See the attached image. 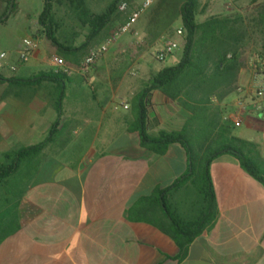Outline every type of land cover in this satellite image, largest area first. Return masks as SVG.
I'll return each mask as SVG.
<instances>
[{
	"label": "crops",
	"instance_id": "obj_1",
	"mask_svg": "<svg viewBox=\"0 0 264 264\" xmlns=\"http://www.w3.org/2000/svg\"><path fill=\"white\" fill-rule=\"evenodd\" d=\"M154 21L145 11L132 28L150 45H157L174 26L181 28L177 18L159 28ZM33 27L26 26L44 50L38 45L25 63H18V51L9 53V64L17 68L12 75H3L9 68L3 65L1 77L25 79L60 71L50 60L59 54ZM61 57L72 66L80 59ZM105 57L85 75L68 67L70 81L63 84L59 111L60 86L55 82L0 83V164L6 161L4 152L42 141L57 123L52 140L34 157L32 167L22 171L15 183L0 187V236H5L0 239V264H264V187L230 154L210 163L217 214L188 246L184 259H176L179 248L169 236L127 218L138 198L169 187L184 173L186 153L178 143L163 154L153 153L140 145L137 132L129 130L136 116L134 99L162 68L147 70L143 61V78L125 83L130 65L141 55L127 58L123 70L108 65L100 70L97 63ZM86 86L92 87L91 96ZM145 100L147 110L159 120L151 134L181 129L186 111L158 90ZM235 104L236 100L234 112L219 116L220 123L232 126V135L239 108ZM246 108L241 124L262 117L254 106ZM123 110L127 114L117 113ZM236 137L250 141L245 132ZM254 143L264 158L263 139ZM108 144L114 147L105 150Z\"/></svg>",
	"mask_w": 264,
	"mask_h": 264
},
{
	"label": "trees",
	"instance_id": "obj_2",
	"mask_svg": "<svg viewBox=\"0 0 264 264\" xmlns=\"http://www.w3.org/2000/svg\"><path fill=\"white\" fill-rule=\"evenodd\" d=\"M10 1L0 16V24L6 21L7 16H3L9 6L11 9L15 6L14 0ZM120 1L111 0L101 13H94L88 6V0H67L76 19L87 28L84 41L78 46H75L74 35L70 39L58 37L53 0H43L37 21L52 48L70 59L84 51L109 25ZM125 1L131 6L132 0ZM158 3L151 13L155 27L171 25L175 18L180 20L182 31L176 36V41L182 48V55L176 65L163 67L153 75L149 86L134 99L136 116L129 130L138 133L142 147L156 154H163L173 143L180 144L186 153V169L169 187L154 189L148 196L138 198L126 216L131 221L148 223L169 236L179 248L176 259L182 260L191 242L211 226L217 214L209 171L214 159L230 154L264 187V158L258 145L232 135V126L225 121L220 123L221 112L213 103V98L222 102L237 93L239 74L246 64L244 49L250 36L261 35L264 41V3H258L250 12L215 14L201 21L197 16L203 13L204 8L199 0H159ZM257 55L264 59V42ZM42 81L55 82L60 86L56 103L59 111L63 84L70 81L67 73H38L25 79L0 76L1 84H37ZM152 90H158L187 112L180 130L150 133L159 124L157 116L146 108L145 98ZM261 115L264 118V112ZM56 127L57 123L52 124L47 136L36 144L3 153L6 161L0 164V187L4 183H15L22 171L32 167L34 157L52 140ZM6 191L10 193L9 189ZM4 237L0 236V239Z\"/></svg>",
	"mask_w": 264,
	"mask_h": 264
},
{
	"label": "rangeland",
	"instance_id": "obj_3",
	"mask_svg": "<svg viewBox=\"0 0 264 264\" xmlns=\"http://www.w3.org/2000/svg\"><path fill=\"white\" fill-rule=\"evenodd\" d=\"M9 0H0V16L4 13L6 9L7 2ZM111 0H88V6L94 13H101L106 5ZM143 0H132L130 9L139 5ZM200 5L204 8L202 14L197 16V20L201 21L210 15L215 14H223L232 11H251L258 3H264V0H199ZM11 3L13 0L10 1ZM159 0H152V4L145 10L149 13H152L156 6L159 4ZM15 6L11 9V6L6 11V14L3 16L5 18L7 16L6 21L3 24H0V51H5L7 53L14 54L18 50L22 48V39L24 37H31L35 40L38 39L35 37L34 33H30V31L26 28L30 24H33V29H39L40 35L45 38L40 25L38 24L37 18L42 9L43 0H14ZM129 4V3H128ZM144 11V12H145ZM53 12L55 14V18L58 24V37L59 38H68L70 39L73 35L75 36V46L80 45L84 41V37L87 34V28L83 27L80 22L76 19L71 10L69 3L67 0H53ZM143 12V13H144ZM142 15V14H141ZM140 15V16H141ZM127 13L120 12L118 10L109 23V25L100 33L98 37L92 40L84 51H79L77 55L71 57L70 59H78L82 58L89 50L95 49L99 47L103 42H105L118 28V26L126 19ZM37 21V22H36ZM178 27L171 28L168 33H166L159 41L157 45H150L143 42L142 37L140 36L139 43H137V39L129 34H123L116 38L114 42H112L107 51L102 55L106 56L104 60H100L97 63V67L100 70L106 69L108 66L117 67L121 70L124 69V62L130 56L135 58L141 55V60L138 62L135 61L132 65H130L128 69V73L125 75V83L126 81L136 80L139 81L143 78V74L145 73L143 66L141 65L143 61H145L146 66L145 69H154V68H163L176 65L182 55V48H176L172 54L167 56L163 61H157L155 59L156 51L160 50L162 47V43L165 38L175 39L176 40V30ZM46 39V38H45ZM263 40L261 35H252L247 42V45L244 49V55L246 57V64L243 69H241L238 80V89L237 93L231 95L230 100L218 102L215 98H213V103L220 110V116H227L228 113L234 112V104L235 100L237 101L238 107L242 104L245 106L244 109L236 108L237 111H241L244 113L248 112L246 109L247 105L254 106L256 100L253 92L251 91L252 87V71H253V58L258 56L257 52L262 50ZM49 43V42H48ZM39 45V43H38ZM50 48L52 46L49 44ZM41 51L44 48L39 45ZM57 54H59L57 52ZM116 54V58H113V55ZM112 55V56H110ZM60 56V54H59ZM101 56V57H102ZM100 57V58H101ZM259 57V56H258ZM63 58V57H62ZM99 58V59H100ZM106 58L108 60H106ZM110 58V59H109ZM261 58V57H260ZM64 59V58H63ZM79 59V60H80ZM98 59V60H99ZM66 65L70 67L72 63L67 59H64ZM97 60V61H98ZM79 62V61H78ZM141 63V64H140ZM78 64V63H77ZM76 64V65H77ZM96 64V63H95ZM76 65L72 67H76ZM108 65V66H107ZM95 66V65H94ZM93 66V67H94ZM92 67V68H93ZM137 72L138 74L135 76L131 75V72ZM118 71L112 73L113 77H117ZM3 75H12L13 72L8 68ZM90 89V91H89ZM92 87H85V92L92 94ZM240 89V90H239ZM124 92V90H123ZM119 98H115V102H118ZM119 106V105H117ZM255 107V106H254ZM258 111V110H257ZM260 112V111H258ZM121 114H127V111L117 112ZM242 115V113H241ZM245 116V114H244ZM264 129V118L258 116L255 122H247L245 120L241 126H233V135L239 136L241 132H245L247 138L250 141L255 142L258 140L259 143H262L261 131ZM102 135V134H101ZM112 143V142H111ZM114 146L112 144L105 145V150H111Z\"/></svg>",
	"mask_w": 264,
	"mask_h": 264
},
{
	"label": "built area",
	"instance_id": "obj_4",
	"mask_svg": "<svg viewBox=\"0 0 264 264\" xmlns=\"http://www.w3.org/2000/svg\"><path fill=\"white\" fill-rule=\"evenodd\" d=\"M152 4V0H143L137 7L130 9L129 4L125 0H121L118 3V10L120 12L127 13L125 21L118 26L116 31L99 47L89 50L78 62L75 67L77 73L85 75L88 71L92 69L97 60L107 51L109 45L116 40L117 37L131 33L139 43L140 36L137 31L132 30L134 24L139 19L140 15ZM182 29L178 28L176 34H181ZM179 45L175 39L165 38L161 49L156 53L155 59L157 61H163L167 56L172 54V52L178 48ZM38 48L37 40L31 37H24L22 39V48L18 50V63H25L28 61L29 57L35 52ZM10 54L5 51H0V67L3 65L9 66L11 71H15L17 66L15 64H9ZM53 65L60 71L68 73V66L66 65L65 60L59 55H52L50 58ZM253 71H252V84L251 91L255 96L256 100L254 103L255 109L264 112V59L256 56L253 58ZM135 74V73H134ZM240 90V89H239ZM118 106L116 105L115 108ZM122 107L126 109L127 104H123ZM241 109H244L245 106L240 105ZM239 107V108H240ZM241 111H237L233 125L239 126L241 124ZM262 139L264 141V132L262 133Z\"/></svg>",
	"mask_w": 264,
	"mask_h": 264
}]
</instances>
